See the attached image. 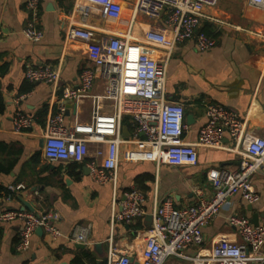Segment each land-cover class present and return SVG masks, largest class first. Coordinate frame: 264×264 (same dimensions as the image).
<instances>
[{
	"label": "crops",
	"instance_id": "crops-1",
	"mask_svg": "<svg viewBox=\"0 0 264 264\" xmlns=\"http://www.w3.org/2000/svg\"><path fill=\"white\" fill-rule=\"evenodd\" d=\"M74 2L44 0L36 19V27L44 37L40 43H32L22 34L31 20L25 8L26 0H0V67L5 68L0 77V100L4 109L0 114V211L53 212L58 217L54 225L61 233L57 240L45 230L34 233L29 250L21 253L16 250L20 223H0V264H107L110 245L118 254H127L135 264H140L143 240L151 224L148 218L155 209L161 208L168 199L176 208L195 204L201 198L209 199L212 195L207 180L209 170L239 169L241 157L234 152L197 146L199 129L206 123V105L216 104L237 114L244 124L246 138L264 139V11L242 0L226 5L218 3L211 11L227 26L203 23L199 28L215 40L212 49L198 52L192 41L178 42L167 62L166 96L184 107L187 132L183 140L196 146V166H157L121 158L114 190L112 184L94 182L85 163L47 162L40 142L46 118L55 111L61 89L78 85L80 72L92 65L103 39L127 30L135 0H113L106 20L97 11L92 12L87 24L95 33L89 44L65 37L69 28L78 26L79 16L72 14ZM230 5L233 9L228 8ZM141 16L132 24L135 37L160 26L158 21L149 18L141 23ZM164 32L170 39L169 31ZM154 55L159 61L166 59L162 51H155ZM46 65L59 69L58 89L24 80L26 68ZM28 86L30 89L26 90ZM104 91L105 84L99 79L90 95L100 97ZM100 103L107 107L105 101ZM66 107L67 124L89 122L91 99H83L76 106L67 102ZM43 109L46 114L40 116ZM16 111L34 116L30 131L19 134L13 131L12 116ZM187 116H191V124L186 123ZM126 122L124 136L128 138L133 130ZM222 145L234 146L227 135ZM94 148L89 145L90 156ZM251 181L259 201L249 204L240 196L229 198L219 214L203 228L202 245L186 250V256L195 259L197 253L206 255V251L221 241L241 244L236 230L226 222L230 215L250 222L256 215V226H264V167ZM17 184H22L25 190L7 191V187ZM129 189L143 193L144 215L132 225L111 226L113 207L118 206L123 193ZM81 230H85L86 242H73V236ZM95 245L101 246L99 252ZM261 255L264 256V244ZM164 264L206 263L169 258Z\"/></svg>",
	"mask_w": 264,
	"mask_h": 264
},
{
	"label": "built area",
	"instance_id": "built-area-1",
	"mask_svg": "<svg viewBox=\"0 0 264 264\" xmlns=\"http://www.w3.org/2000/svg\"><path fill=\"white\" fill-rule=\"evenodd\" d=\"M44 0H26L25 8L31 16L23 28V36L32 43H40L43 32L36 27L37 15ZM219 0H135L131 19L123 34H111L99 44L98 53L90 67L82 69L76 87H63L54 112L46 118L42 136V155L51 163H77L88 168L92 180L98 184H112L116 189L117 170L121 158L128 162H151L170 167H193L198 163L197 148L183 140L187 132L184 107L169 101L166 96L167 62L176 43L192 41L198 52H206L215 40L201 32L203 23L227 26L211 11ZM113 0H75L72 14L79 16L78 26L69 28L65 37L90 43L95 29L87 24L92 12L106 20ZM248 6L264 11V0H248ZM139 15L158 21L157 30L149 29L141 37L133 35V21ZM169 31L170 39L165 34ZM155 51L166 54L159 61ZM23 78L29 83L49 84L58 89L60 72L52 66L28 67ZM105 84L102 96H91L97 80ZM91 99L88 123H66V103L76 106L83 99ZM105 101L107 107L100 103ZM107 108V109H105ZM206 123L199 129L197 146L227 150L241 157L236 171L209 170L207 180L212 187L209 199L184 207H173L170 199L151 214V224L143 240L140 264H164L169 258L198 260L206 264H264L261 255L264 226H254L249 219L230 215L228 226L234 228L242 243L221 241L195 259L185 255L190 248L203 243V228L225 207L229 198L240 196L249 204L259 201L252 189V176L264 167V139L246 138L244 124L234 112L216 105L205 108ZM124 119L130 123L132 135H123ZM35 118L22 111L12 116L15 133L30 131ZM227 135L232 148L223 147ZM89 145L95 146L92 156ZM88 158V160H87ZM17 184L8 192L23 191ZM115 192V191H114ZM144 195L137 189L123 193V200L114 206L110 225L134 224L144 215ZM53 212L0 211V223L19 222L17 252L29 250L36 229L45 230L53 240L61 237ZM73 242L85 243V230L76 233ZM107 264H135L127 254H118L110 245Z\"/></svg>",
	"mask_w": 264,
	"mask_h": 264
},
{
	"label": "water",
	"instance_id": "water-1",
	"mask_svg": "<svg viewBox=\"0 0 264 264\" xmlns=\"http://www.w3.org/2000/svg\"><path fill=\"white\" fill-rule=\"evenodd\" d=\"M186 123L187 124H191V121H192V118L191 116H187L186 117ZM123 135H124V128H123ZM41 146L43 145V141L40 142ZM27 207V205H25ZM30 209V208H29ZM32 211V210H31ZM148 220L151 222V218H148ZM251 223L256 226L257 225V216L256 215H253L252 216V219H251ZM43 230L41 228H38L36 229L35 233L36 234H40ZM94 248L97 250V252L100 251L101 249V246L100 245H95Z\"/></svg>",
	"mask_w": 264,
	"mask_h": 264
},
{
	"label": "trees",
	"instance_id": "trees-1",
	"mask_svg": "<svg viewBox=\"0 0 264 264\" xmlns=\"http://www.w3.org/2000/svg\"><path fill=\"white\" fill-rule=\"evenodd\" d=\"M59 2H63L64 0H58ZM205 34H207L208 36H211L209 33H205ZM4 72H5V68L4 67H0V77L4 74ZM30 89V86H28L27 87V89L26 90H29ZM3 106H2V102H1V100H0V114L3 112ZM45 114H46V110L45 109H43L41 112H40V116H45ZM127 119H124V122H123V124L127 127L128 126V124H127Z\"/></svg>",
	"mask_w": 264,
	"mask_h": 264
},
{
	"label": "rangeland",
	"instance_id": "rangeland-1",
	"mask_svg": "<svg viewBox=\"0 0 264 264\" xmlns=\"http://www.w3.org/2000/svg\"><path fill=\"white\" fill-rule=\"evenodd\" d=\"M242 0H219V4L221 5V4H223V5H226V3H235V2H241ZM231 6L232 5H230V7H228L229 9H233V8H231ZM139 19H140V22L141 23H144V22H146L147 20H149L148 18H146V17H143V16H141V17H139Z\"/></svg>",
	"mask_w": 264,
	"mask_h": 264
}]
</instances>
